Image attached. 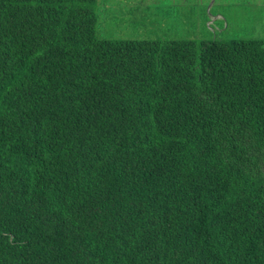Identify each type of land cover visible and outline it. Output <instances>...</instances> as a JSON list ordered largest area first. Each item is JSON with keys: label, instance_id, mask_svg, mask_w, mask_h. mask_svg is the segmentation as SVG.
I'll return each instance as SVG.
<instances>
[{"label": "trees", "instance_id": "16d2710c", "mask_svg": "<svg viewBox=\"0 0 264 264\" xmlns=\"http://www.w3.org/2000/svg\"><path fill=\"white\" fill-rule=\"evenodd\" d=\"M99 3L0 0V264H264V40Z\"/></svg>", "mask_w": 264, "mask_h": 264}, {"label": "rangeland", "instance_id": "374dc122", "mask_svg": "<svg viewBox=\"0 0 264 264\" xmlns=\"http://www.w3.org/2000/svg\"><path fill=\"white\" fill-rule=\"evenodd\" d=\"M99 9L102 38L264 40V0H100Z\"/></svg>", "mask_w": 264, "mask_h": 264}]
</instances>
